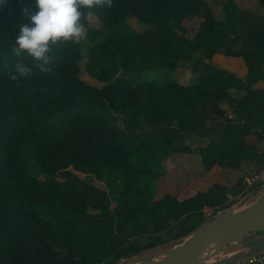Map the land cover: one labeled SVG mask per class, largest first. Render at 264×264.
<instances>
[{
  "label": "trees",
  "instance_id": "16d2710c",
  "mask_svg": "<svg viewBox=\"0 0 264 264\" xmlns=\"http://www.w3.org/2000/svg\"><path fill=\"white\" fill-rule=\"evenodd\" d=\"M26 4L6 0L0 6V264L103 262L122 237L119 226L137 211L149 215L156 231L167 219L178 220L179 232L135 247L127 257L185 238L198 226L190 215L202 213L208 195L172 196L164 206L150 200L155 177L164 173L170 154L185 148L188 134L210 136L223 127L218 142L200 149L207 168L237 166L245 157L246 146L224 139L264 109V99L252 94L264 78V24L247 27L246 11L236 0L224 1L221 20L206 0H105L99 26L84 19V37L92 44L85 71L104 83L97 87L80 76L81 41L53 45L49 72H41L30 56L15 55ZM144 8L150 10L149 27L139 31L128 15ZM174 22L192 33L191 40ZM217 53L243 57L246 77L215 67ZM180 59L194 65L195 82L150 78L148 72L172 71ZM18 61L33 72L12 80ZM234 89L245 93L234 98L232 120L222 121L228 115L220 105L208 114L198 108L199 99H222ZM163 104L178 114L180 131L161 128L171 117ZM81 170H95L108 190L81 178ZM55 174L65 182L39 177Z\"/></svg>",
  "mask_w": 264,
  "mask_h": 264
},
{
  "label": "rangeland",
  "instance_id": "374dc122",
  "mask_svg": "<svg viewBox=\"0 0 264 264\" xmlns=\"http://www.w3.org/2000/svg\"><path fill=\"white\" fill-rule=\"evenodd\" d=\"M224 1L225 0H206L210 9L213 12L214 17L220 20L225 18L222 8ZM236 1L239 4V6L246 11L244 17V24L247 27L257 28L263 26L264 7H262L259 0H236ZM104 3L101 6H99L97 9H95L94 12L89 16L88 19L89 25L99 26L103 22ZM149 16H150L149 8H144L142 14L128 15V20L136 29H138L139 31H144L149 27L148 24ZM191 24L192 21H190L189 19L188 21L184 22L183 25L185 27L187 26L190 27ZM173 25L178 29V31L180 32V34L184 39H186L187 41L191 40L192 33L189 32L188 29L181 27V25L178 24L177 22H174ZM85 31H86V26H85ZM80 41H81V49H82V58L79 61V64L81 66L80 76L82 77V79H84L86 82H88L91 85L97 87H103L104 83L100 82L96 78L89 76L88 73L85 71V64L89 58V52L92 47V44L89 41H86L85 37H82ZM231 56L233 55H226L228 59L226 58L224 60V63L227 62V64H229L228 60L230 59ZM205 62L207 63L208 60L205 59ZM212 62L215 67H220L216 62L214 61ZM193 68L194 65H192V63L189 60L180 59L178 61L177 66L174 69H172V71H163L158 73L148 72V74L150 78L157 80L159 82L166 81L169 79H175V80L177 79L183 83H193L197 80V76H198V73ZM240 77L245 78V75L240 74ZM244 93L245 91L243 89H234L231 95L224 97L222 99L215 100L213 97L199 99L198 108L203 113L208 114L212 112L213 106L215 104L220 105L221 107L226 109L228 115L227 117L222 118L223 119L222 121L228 122V120L233 119L232 116L229 115V113L232 112L234 106V100H235L234 98L240 97ZM252 94L256 97V99L257 98H260V100L264 99V78L254 86ZM162 107L163 109H168L170 111L171 117L170 119L164 121L161 128L165 130L175 129L176 131H180L178 128H176L178 114L174 112L168 104H163ZM120 124L126 127L121 119H120ZM126 128L128 131L133 130L132 128L130 129V127H126ZM216 135L217 132L213 133L212 136L216 137ZM210 137L211 135L210 136L197 135V134L184 135L182 145L185 148L183 150H179L172 153L177 156L175 159L170 160V157H168L165 160L164 173L161 175H157L155 177V185L153 188L154 190L150 196L151 198L150 200H152L153 202H158L164 206H167L169 199L172 196L177 199L180 198L179 200H183L185 198H188L187 196L192 195L193 193L192 190L183 189L184 186L188 184L189 175L192 173V171L195 174L196 173L200 174L202 171L201 175H204V172L207 171L206 170L207 168L205 165H201L202 163L198 164L197 161H192L189 168L187 169L186 166L184 165L183 159L184 156L185 157L187 156L185 155L187 153L190 154L189 155L190 157L198 154L200 144H202L203 142L207 143L212 138ZM230 139H236L237 141L245 144L247 143L248 147L251 146L252 149L254 148L256 149L258 147V144L261 141H264V109L261 108L256 118H254L253 121L249 122L248 125L244 128V130L242 131L234 130L231 133V135H226L224 139L225 144ZM172 154H170L169 156H171ZM197 165H200L199 168L196 167ZM78 174L80 175L81 178L91 182L94 186H97L100 190H108L107 185L104 182L98 180L95 170H93L92 172H85L81 170L78 172ZM39 177L44 180L57 181L59 183L65 182L64 178L59 174H55L53 176L40 175ZM89 193L90 195L93 194L92 192ZM215 198L216 196H213L211 193H209L208 197H205V205L202 210V213L201 214L192 213L190 215L189 219L192 224L200 225L201 223H203V221H206L207 219L212 217L213 214L219 211V210L216 211L217 208L216 204H218L217 203L218 201ZM235 204H237V202ZM116 206L117 203L112 201L111 204L112 209H115ZM1 211L2 208L0 207V217H2ZM164 222H165L164 229L160 231H156L149 215L145 214L142 211H137V214L135 216L128 217V219L123 223H121V225L119 226V231L122 237L116 243L113 255L107 260L103 262H99L97 264H116L120 260L118 259V257L119 258L122 257L121 260H124L125 258H127L126 255L131 253V251L135 247H141L142 245L148 242H155L159 239H168L171 236L175 235L177 232H179L178 220L167 219ZM183 239L184 238L167 242V244H165V247L173 246L177 243H180Z\"/></svg>",
  "mask_w": 264,
  "mask_h": 264
},
{
  "label": "water",
  "instance_id": "95a60500",
  "mask_svg": "<svg viewBox=\"0 0 264 264\" xmlns=\"http://www.w3.org/2000/svg\"><path fill=\"white\" fill-rule=\"evenodd\" d=\"M165 244L116 264H230L264 250V189L217 211L180 243Z\"/></svg>",
  "mask_w": 264,
  "mask_h": 264
},
{
  "label": "clouds",
  "instance_id": "9594fccd",
  "mask_svg": "<svg viewBox=\"0 0 264 264\" xmlns=\"http://www.w3.org/2000/svg\"><path fill=\"white\" fill-rule=\"evenodd\" d=\"M5 2L0 0V6ZM103 3L104 0H27L21 10L26 22L19 27L13 52L17 57L30 56L41 72L51 71L52 46L64 42L79 43L85 36L84 19ZM14 67L12 80L33 72L32 67L19 61Z\"/></svg>",
  "mask_w": 264,
  "mask_h": 264
},
{
  "label": "crops",
  "instance_id": "0c3cea01",
  "mask_svg": "<svg viewBox=\"0 0 264 264\" xmlns=\"http://www.w3.org/2000/svg\"><path fill=\"white\" fill-rule=\"evenodd\" d=\"M226 58L228 59L226 55L217 53L214 55L213 61L216 62L218 66H220V68L223 67L225 69H228L234 72L238 77H240V74L245 75L246 77L247 66L241 56H231L228 60L229 64H227V62L224 63V60ZM229 115H232V112ZM221 128L223 129V127ZM221 128L216 131V137L212 136V134V138L210 137L211 139L207 143L203 142L202 144H200L198 154L193 155L192 157L189 156V153L185 154L187 156H184L183 162L187 169L189 168L192 161H197L198 164L202 163L201 165H204L201 161L202 156L200 153V149L207 146L211 141L218 142L223 132ZM239 143L243 146H246L248 152L237 166H224L216 163L211 168L206 167L207 171L204 172V175H201L202 171L200 174H195L192 171V173L189 175L188 184H186L183 189L192 190L193 193L190 196H193L198 192H204L208 195L209 193H211L213 196H216V199H218V204H216V211L228 208L233 205L240 197V192L244 188V185L246 183V176L248 175V173L264 166V141H261L256 149H252L251 146L248 147L247 143ZM169 157L170 160H173L177 156L175 154H172ZM199 166L200 165H197L196 167L199 168ZM230 195L233 198H230Z\"/></svg>",
  "mask_w": 264,
  "mask_h": 264
},
{
  "label": "built area",
  "instance_id": "2783aa9c",
  "mask_svg": "<svg viewBox=\"0 0 264 264\" xmlns=\"http://www.w3.org/2000/svg\"><path fill=\"white\" fill-rule=\"evenodd\" d=\"M263 189H264V166L253 172L248 173V175L246 176V183L244 185V188L240 192V197L236 202L238 203L246 195L254 197ZM230 198L233 197L230 195ZM230 264H264V250L255 252L254 254H251L243 259H240Z\"/></svg>",
  "mask_w": 264,
  "mask_h": 264
}]
</instances>
